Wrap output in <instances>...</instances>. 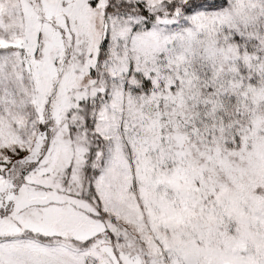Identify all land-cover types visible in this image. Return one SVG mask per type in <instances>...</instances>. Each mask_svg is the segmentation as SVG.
I'll use <instances>...</instances> for the list:
<instances>
[{
    "label": "snow or ice",
    "instance_id": "obj_1",
    "mask_svg": "<svg viewBox=\"0 0 264 264\" xmlns=\"http://www.w3.org/2000/svg\"><path fill=\"white\" fill-rule=\"evenodd\" d=\"M0 264H264V0H0Z\"/></svg>",
    "mask_w": 264,
    "mask_h": 264
}]
</instances>
